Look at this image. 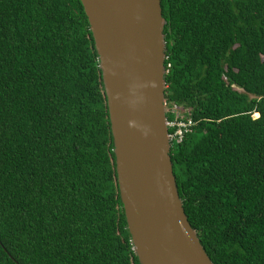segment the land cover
I'll list each match as a JSON object with an SVG mask.
<instances>
[{"label": "trees", "instance_id": "16d2710c", "mask_svg": "<svg viewBox=\"0 0 264 264\" xmlns=\"http://www.w3.org/2000/svg\"><path fill=\"white\" fill-rule=\"evenodd\" d=\"M161 3L185 212L215 264H264V0ZM0 264H141L81 0H0Z\"/></svg>", "mask_w": 264, "mask_h": 264}, {"label": "water", "instance_id": "95a60500", "mask_svg": "<svg viewBox=\"0 0 264 264\" xmlns=\"http://www.w3.org/2000/svg\"><path fill=\"white\" fill-rule=\"evenodd\" d=\"M108 100L120 195L141 264H215L191 225L171 158L161 0H81Z\"/></svg>", "mask_w": 264, "mask_h": 264}, {"label": "built area", "instance_id": "2783aa9c", "mask_svg": "<svg viewBox=\"0 0 264 264\" xmlns=\"http://www.w3.org/2000/svg\"><path fill=\"white\" fill-rule=\"evenodd\" d=\"M174 112L177 114L176 118L174 120H168V126L169 128L175 127V131L170 133V141L176 140L177 142H181L185 136V133L188 131H191V126H193V121L191 118H188L187 120L181 119V110L177 105H174L173 107Z\"/></svg>", "mask_w": 264, "mask_h": 264}]
</instances>
